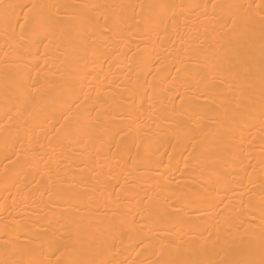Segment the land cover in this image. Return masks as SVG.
Masks as SVG:
<instances>
[{
    "label": "bare ground",
    "instance_id": "6f19581e",
    "mask_svg": "<svg viewBox=\"0 0 264 264\" xmlns=\"http://www.w3.org/2000/svg\"><path fill=\"white\" fill-rule=\"evenodd\" d=\"M0 264H264V0H0Z\"/></svg>",
    "mask_w": 264,
    "mask_h": 264
}]
</instances>
